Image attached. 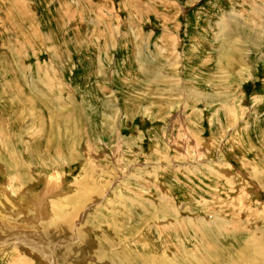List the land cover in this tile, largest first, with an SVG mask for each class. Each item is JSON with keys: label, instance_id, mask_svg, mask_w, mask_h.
Wrapping results in <instances>:
<instances>
[{"label": "rangeland", "instance_id": "rangeland-1", "mask_svg": "<svg viewBox=\"0 0 264 264\" xmlns=\"http://www.w3.org/2000/svg\"><path fill=\"white\" fill-rule=\"evenodd\" d=\"M141 243L264 264V0H0V264Z\"/></svg>", "mask_w": 264, "mask_h": 264}, {"label": "bare ground", "instance_id": "bare-ground-1", "mask_svg": "<svg viewBox=\"0 0 264 264\" xmlns=\"http://www.w3.org/2000/svg\"><path fill=\"white\" fill-rule=\"evenodd\" d=\"M9 10V9H8ZM2 18H4V17H2ZM5 18H6V20L9 18L7 15H5ZM8 49V48H7ZM10 167H12V166H9V169H10ZM9 171V170H8ZM9 174H13V172H8ZM17 178V177H16ZM44 189H43V193H42V195H41V193L39 194V196L38 197H36V201H34L36 204H37V206H36V210L37 211H39V208H41V210L43 209V206H44V204H43V202H44V200H46L47 198H49V197H51V199H49V200H51V202L54 200V198H57L58 197V195H62L61 193L63 192V185H62V180H61V177L59 176V174H51L50 175V179H47V180H45V182H44ZM4 190V189H3ZM32 190V189H31ZM64 195V194H63ZM66 199V198H65ZM48 200V199H47ZM71 201V200H70ZM57 202L58 201H53V203H54V205L56 206V204H57ZM68 206V205H67ZM57 207V206H56ZM64 208V207H63ZM62 208V209H63ZM71 208V207H70ZM76 208V207H75ZM74 208V209H75ZM73 209V208H72ZM54 211H55V209H54ZM59 214V213H58ZM52 215H54V214H52ZM56 216V215H55ZM63 216V215H62ZM54 217V216H53ZM50 218H52V217H50ZM55 218V217H54ZM182 219V218H181ZM52 221V220H51ZM6 222V221H5ZM61 222V221H60ZM68 221L67 222H64V225H66V226H68ZM4 226H5V223H4ZM8 226H9V223H8ZM61 226V225H60ZM10 227H12L11 225H10ZM44 227V226H43ZM64 227V226H63ZM204 227L205 226H203L202 227V229H201V227H200V230L203 232L204 231ZM47 228V227H46ZM45 230V229H44ZM47 230V229H46ZM59 230V229H58ZM199 230V231H200ZM206 230V229H205ZM218 230V229H217ZM52 231V230H51ZM54 231V230H53ZM56 231V230H55ZM80 231V230H79ZM219 231V230H218ZM11 232V231H10ZM63 232V231H62ZM175 232V231H174ZM196 232V231H195ZM184 233V232H183ZM200 233V232H199ZM53 234V233H52ZM187 233H185V235H186ZM189 234V233H188ZM53 235H55V234H53ZM196 235V234H195ZM200 235V234H199ZM198 235V236H199ZM159 236V235H158ZM179 236V235H178ZM50 238V237H49ZM189 238V237H188ZM195 238V237H194ZM190 239V238H189ZM204 241V240H203ZM197 242V241H196ZM202 242V241H201ZM206 242H204V244H205ZM142 244V247H148V248H152V249H154L155 250V252L154 253H152V254H146V253H138V256H137V258H138V260H140V261H142V264H166L168 261L167 260H169V262L171 263V264H173V262H174V258H176V259H178V260H180V261H178V263L177 264H203V257L202 256H204V257H207L205 254H204V252H203V254H201L200 255V257H199V255H197L196 256V254H195V257H194V253L192 252V254L190 253V251H193V250H195L194 248H196L197 250H198V252H201L202 250H205V249H207V248H205L204 247V245H201V244H197V245H194V246H192L191 244H189V245H186V244H184L183 243V245L181 246H179V247H175V250H173L172 251V253L170 254V256H169V259H167V258H165L164 256H163V252L162 253H160V251H162V249L160 248V247H157V246H155V248H153V246L154 245H150L149 243L147 244V243H141ZM209 244V243H208ZM161 245V244H160ZM175 244L173 243V246H174ZM206 245V244H205ZM218 247V246H217ZM147 248V249H148ZM68 250H70V246H66L65 245V247H61V248H59L58 249V251H57V253H56V255H57V258L58 259H61L67 252H68ZM153 250V251H154ZM201 250V251H200ZM103 255V254H102ZM151 256V258L149 259V257ZM97 257V256H96ZM201 258V259H200ZM149 259V260H148ZM167 259V260H166ZM225 259V258H224ZM148 260V261H147ZM244 260V259H243ZM96 261V260H95ZM181 261H185V262H181ZM164 262V263H163ZM129 263V262H128ZM169 263V264H170ZM251 263V262H250ZM122 264V263H121ZM168 264V263H167ZM260 264V263H259Z\"/></svg>", "mask_w": 264, "mask_h": 264}, {"label": "crops", "instance_id": "crops-1", "mask_svg": "<svg viewBox=\"0 0 264 264\" xmlns=\"http://www.w3.org/2000/svg\"><path fill=\"white\" fill-rule=\"evenodd\" d=\"M219 10H220V12L222 11L221 8H220ZM173 34H174V33H173ZM173 34H172V35H173ZM215 94H216V91H215ZM218 95H219V96H218V99H219L218 106H221V95H220V93H219ZM206 96H207V95H206ZM223 98H224V100H225V95H224ZM224 106H226V102L224 103Z\"/></svg>", "mask_w": 264, "mask_h": 264}]
</instances>
